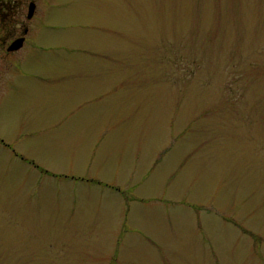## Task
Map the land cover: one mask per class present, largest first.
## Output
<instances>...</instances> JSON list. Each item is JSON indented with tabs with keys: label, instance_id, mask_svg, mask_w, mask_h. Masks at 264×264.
Wrapping results in <instances>:
<instances>
[{
	"label": "rangeland",
	"instance_id": "obj_1",
	"mask_svg": "<svg viewBox=\"0 0 264 264\" xmlns=\"http://www.w3.org/2000/svg\"><path fill=\"white\" fill-rule=\"evenodd\" d=\"M35 4L0 264H264V0Z\"/></svg>",
	"mask_w": 264,
	"mask_h": 264
},
{
	"label": "flooded vegetation",
	"instance_id": "obj_2",
	"mask_svg": "<svg viewBox=\"0 0 264 264\" xmlns=\"http://www.w3.org/2000/svg\"><path fill=\"white\" fill-rule=\"evenodd\" d=\"M29 4H34L36 9L35 0H0V105L3 94L10 86L7 84L5 89L4 86L2 87L3 74L10 73L6 78V81L10 83L16 75L15 72H19L18 68L24 64V57L33 44L35 10L33 15L29 16ZM20 76L24 77L22 74ZM0 146L11 150L2 139H0ZM12 154L24 160V157L18 153Z\"/></svg>",
	"mask_w": 264,
	"mask_h": 264
},
{
	"label": "water",
	"instance_id": "obj_3",
	"mask_svg": "<svg viewBox=\"0 0 264 264\" xmlns=\"http://www.w3.org/2000/svg\"><path fill=\"white\" fill-rule=\"evenodd\" d=\"M35 10L34 4H29V16H32Z\"/></svg>",
	"mask_w": 264,
	"mask_h": 264
}]
</instances>
